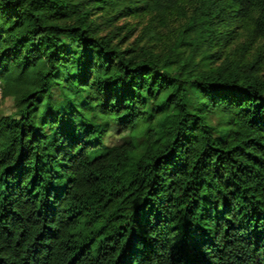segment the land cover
<instances>
[{"label":"trees","instance_id":"trees-1","mask_svg":"<svg viewBox=\"0 0 264 264\" xmlns=\"http://www.w3.org/2000/svg\"><path fill=\"white\" fill-rule=\"evenodd\" d=\"M184 3L160 48L114 24ZM237 27L264 40V0H0V264H264V63L223 56Z\"/></svg>","mask_w":264,"mask_h":264},{"label":"rangeland","instance_id":"rangeland-1","mask_svg":"<svg viewBox=\"0 0 264 264\" xmlns=\"http://www.w3.org/2000/svg\"><path fill=\"white\" fill-rule=\"evenodd\" d=\"M182 6V7H181ZM173 10L161 12H137L136 15H128L115 21V26L122 28L121 34L129 32L126 41L139 42L140 44L153 45L157 48L165 46L176 38L179 27L185 21L189 9L184 3ZM249 28H236V38L223 46L222 54L229 57L244 60H252L256 54L261 56L264 63V40L252 35ZM14 114L11 98L0 100V116ZM128 140V132L120 131L111 125L108 134L104 138L105 148H113Z\"/></svg>","mask_w":264,"mask_h":264},{"label":"built area","instance_id":"built-area-1","mask_svg":"<svg viewBox=\"0 0 264 264\" xmlns=\"http://www.w3.org/2000/svg\"><path fill=\"white\" fill-rule=\"evenodd\" d=\"M1 97H2V92H1V89H0V100H1Z\"/></svg>","mask_w":264,"mask_h":264}]
</instances>
